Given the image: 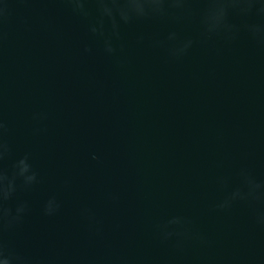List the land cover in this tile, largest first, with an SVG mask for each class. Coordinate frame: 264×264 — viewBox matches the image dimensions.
<instances>
[{
  "label": "water",
  "instance_id": "water-1",
  "mask_svg": "<svg viewBox=\"0 0 264 264\" xmlns=\"http://www.w3.org/2000/svg\"><path fill=\"white\" fill-rule=\"evenodd\" d=\"M86 7L0 0L3 203L28 205L6 242L32 264H264V12Z\"/></svg>",
  "mask_w": 264,
  "mask_h": 264
},
{
  "label": "clouds",
  "instance_id": "clouds-1",
  "mask_svg": "<svg viewBox=\"0 0 264 264\" xmlns=\"http://www.w3.org/2000/svg\"><path fill=\"white\" fill-rule=\"evenodd\" d=\"M72 5V11L80 16L86 17L89 14V9L86 7L88 4L96 5V12L101 16H107L109 19L112 17L113 10L121 12L122 10L129 9L127 16H121L122 21L127 24L133 19L143 18L148 11L153 9L160 10L161 6L165 3H171L179 5L183 3V0H67ZM209 5L208 16L206 17V23L209 30L217 29L221 26L224 14L228 7L243 6L244 10L251 11L257 5L259 7L257 11L264 12V3L261 0H207ZM135 9H139L140 13L137 14ZM113 28L116 25L113 24ZM93 33L96 32V28L90 29ZM88 51V49H85ZM105 51L112 53L114 49L106 42ZM27 157L20 159L16 165V176L21 178L25 186H31L37 182V174L31 170V166L26 162ZM7 180V183L5 181ZM260 185L250 184L247 193L240 196L241 200L248 199L249 197L253 201L259 200ZM14 191L13 180L8 179L3 173H0V264H32L29 257L23 256L14 251L4 239V233L12 228L19 226L23 223L25 216L28 212L27 203H21L14 209L4 206ZM238 193L233 194V199ZM55 198L52 197L44 204L43 214L45 216H52L59 209L57 204L56 208L51 207V202ZM223 209L225 205L218 206ZM179 223V221H175ZM168 234L166 233L165 236Z\"/></svg>",
  "mask_w": 264,
  "mask_h": 264
}]
</instances>
